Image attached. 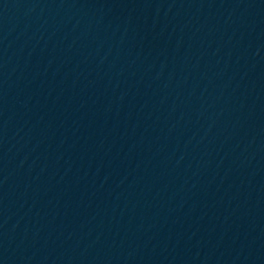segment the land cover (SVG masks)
<instances>
[{
  "label": "water",
  "instance_id": "water-1",
  "mask_svg": "<svg viewBox=\"0 0 264 264\" xmlns=\"http://www.w3.org/2000/svg\"><path fill=\"white\" fill-rule=\"evenodd\" d=\"M0 264H264V0H0Z\"/></svg>",
  "mask_w": 264,
  "mask_h": 264
}]
</instances>
